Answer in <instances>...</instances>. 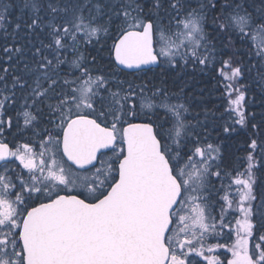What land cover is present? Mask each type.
<instances>
[{"label": "snow or ice", "instance_id": "snow-or-ice-1", "mask_svg": "<svg viewBox=\"0 0 264 264\" xmlns=\"http://www.w3.org/2000/svg\"><path fill=\"white\" fill-rule=\"evenodd\" d=\"M0 264H264V0H0Z\"/></svg>", "mask_w": 264, "mask_h": 264}, {"label": "trees", "instance_id": "trees-1", "mask_svg": "<svg viewBox=\"0 0 264 264\" xmlns=\"http://www.w3.org/2000/svg\"><path fill=\"white\" fill-rule=\"evenodd\" d=\"M157 72H159V69H157ZM191 74V70L189 69L186 73L181 74V79H186L188 75ZM151 76V74H150ZM175 76V73L168 72L165 74L164 78L168 81V84L171 86L173 83V77ZM160 77L157 76V82H159ZM197 80L199 83H196L195 81L192 82V87L186 89V91H192V89H196V92L194 93L197 97H202V99H195L193 100V105L196 108V111H199L201 113L199 119L201 121H204V112L203 109L207 108L209 110H213L217 104L220 103V101L217 99L218 93L215 91L213 87V82L208 79L204 78L200 75H197ZM176 84H179V79H177ZM203 88L204 91L200 92L199 89ZM219 113H216V116H218ZM216 118L213 117L211 114L208 115V119L206 121L207 127L212 132V138H215L216 131L218 129L215 128V125L213 124V121ZM219 121H217L218 123ZM243 147V138L242 137H236L232 140L226 142L223 145L224 151L226 155H228L230 158L234 159L235 157L243 156L244 153L242 151ZM213 181L216 184V187L219 188L220 182L216 180L215 177L212 178ZM214 191V190H213Z\"/></svg>", "mask_w": 264, "mask_h": 264}, {"label": "flooded vegetation", "instance_id": "flooded-vegetation-1", "mask_svg": "<svg viewBox=\"0 0 264 264\" xmlns=\"http://www.w3.org/2000/svg\"><path fill=\"white\" fill-rule=\"evenodd\" d=\"M15 163H16L17 166H19V162L18 161H16Z\"/></svg>", "mask_w": 264, "mask_h": 264}, {"label": "rangeland", "instance_id": "rangeland-1", "mask_svg": "<svg viewBox=\"0 0 264 264\" xmlns=\"http://www.w3.org/2000/svg\"><path fill=\"white\" fill-rule=\"evenodd\" d=\"M220 186V185H219Z\"/></svg>", "mask_w": 264, "mask_h": 264}]
</instances>
